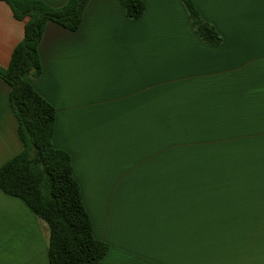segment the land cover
I'll return each instance as SVG.
<instances>
[{"label":"crops","instance_id":"crops-1","mask_svg":"<svg viewBox=\"0 0 264 264\" xmlns=\"http://www.w3.org/2000/svg\"><path fill=\"white\" fill-rule=\"evenodd\" d=\"M54 9L68 0H40ZM91 0L80 28L49 23L42 72L26 77L56 112L100 264H264V0ZM0 2V67L24 38ZM0 79V167L22 151ZM49 228L0 189V264H50Z\"/></svg>","mask_w":264,"mask_h":264},{"label":"trees","instance_id":"trees-1","mask_svg":"<svg viewBox=\"0 0 264 264\" xmlns=\"http://www.w3.org/2000/svg\"><path fill=\"white\" fill-rule=\"evenodd\" d=\"M91 0H68L54 9L40 0H0L17 21L24 22V38L15 47L9 66L0 67V79L10 87V106L17 121L22 151L0 167V189L21 199L49 228L50 264H100L109 245L96 239L70 155L53 145L56 112L26 80L42 72L39 45L49 23L75 32ZM128 19L146 11L140 0H116ZM185 6L196 35L217 45L219 34L204 22L192 0Z\"/></svg>","mask_w":264,"mask_h":264}]
</instances>
